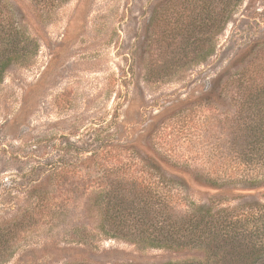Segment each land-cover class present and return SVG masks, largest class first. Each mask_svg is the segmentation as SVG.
I'll return each instance as SVG.
<instances>
[{
  "label": "rangeland",
  "instance_id": "374dc122",
  "mask_svg": "<svg viewBox=\"0 0 264 264\" xmlns=\"http://www.w3.org/2000/svg\"><path fill=\"white\" fill-rule=\"evenodd\" d=\"M6 1L37 51L0 85V264H204V246L101 236L88 198L111 168L140 176L132 154L152 148L217 183L255 177L232 159L241 90L231 80L250 54L264 65V0ZM149 180L163 207L167 181ZM191 186L169 203L176 219L188 203L264 204V187L243 202Z\"/></svg>",
  "mask_w": 264,
  "mask_h": 264
},
{
  "label": "trees",
  "instance_id": "16d2710c",
  "mask_svg": "<svg viewBox=\"0 0 264 264\" xmlns=\"http://www.w3.org/2000/svg\"><path fill=\"white\" fill-rule=\"evenodd\" d=\"M15 18L8 2L0 0V85L11 67L26 64L37 51L34 39ZM223 19L224 15L218 26ZM200 42L203 47L205 42ZM249 58L247 68L231 80L241 90L240 106L235 114L236 131L241 135L232 142L231 153L233 162L255 177L241 183H217L199 169L176 165L153 148L146 154L133 153L132 159L143 164L136 170L141 177L134 178L128 171L121 173L119 168H111L106 173L111 183L108 188H101L88 198L96 215L90 217L91 222L101 236L122 237L143 248L176 252L204 246L207 248L204 264L264 263V204L243 203L229 209L215 201L207 205L188 203V216L183 219H176L169 205L175 197L180 199V193L187 194L191 185L216 193L232 191L240 200L248 199L251 191L264 187V181H258V175L264 172V65L252 54ZM242 147L245 148L241 152ZM149 177L167 181L163 207L159 204L162 200L159 191L151 187ZM40 194L37 200L45 210L47 202L44 194ZM14 224L11 226L15 228ZM92 238L94 235L85 233L84 242ZM213 256L219 259L211 261ZM223 257H228V261H223Z\"/></svg>",
  "mask_w": 264,
  "mask_h": 264
}]
</instances>
